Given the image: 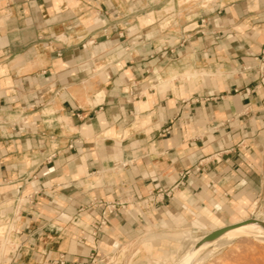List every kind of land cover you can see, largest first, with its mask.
<instances>
[{"label": "crops", "instance_id": "crops-1", "mask_svg": "<svg viewBox=\"0 0 264 264\" xmlns=\"http://www.w3.org/2000/svg\"><path fill=\"white\" fill-rule=\"evenodd\" d=\"M181 2L0 0L2 264H148L264 198V0Z\"/></svg>", "mask_w": 264, "mask_h": 264}, {"label": "rangeland", "instance_id": "rangeland-1", "mask_svg": "<svg viewBox=\"0 0 264 264\" xmlns=\"http://www.w3.org/2000/svg\"><path fill=\"white\" fill-rule=\"evenodd\" d=\"M181 1V4L178 5L176 8L175 5L172 4L171 7L167 8V11H172L176 13L182 9L184 11L188 10L194 12L196 11L197 7H200L201 5V0ZM234 215H236V217H234ZM237 217L240 219H238ZM250 218L264 220V198L260 200L256 199L254 203H252L247 208L239 205H236L234 208H231L230 216L228 215L227 219H225V223L216 214H213V216L207 218L208 223L215 227L213 230L210 231L204 232V230H192L189 228H177L163 233L156 231H148L145 239L146 244L144 243L143 246L147 248L148 251L152 254L154 253L153 262L148 264H178L185 253L184 251H186L185 249L188 248L186 247L188 246V244L186 243L187 241L185 242V239L187 237H191L192 239H199L204 235H207L212 231L218 229L223 224H227L229 222L231 224L235 221H241V219ZM12 220L13 221L11 222V228L9 226V228H5L4 224V228L2 232H0V264L4 262L7 254L12 252L13 250H16L19 247L15 239L17 234H15L16 219L14 215L12 216ZM215 224H219L220 226L216 227ZM185 232H190L192 235L188 234L183 236ZM161 239H164L165 243H161L160 245H156V247H153V244L159 243ZM244 240H247L250 243ZM251 243L254 244V246L257 245V247H259L258 249H256L257 251L255 250V248L257 247L254 248ZM241 244H243V246H240ZM249 245H252L251 247L253 249L250 248ZM259 249L262 251L264 250V241H261L255 236L247 235L246 237H236L230 239L227 243H220L219 246H217L216 248L214 246H209L199 255V257H197L198 259L204 257L203 260H197L196 258L195 264H248L249 260L252 258L251 251L256 252V254L255 252L252 253L253 256H259V254H262V251H260ZM246 259H248V261Z\"/></svg>", "mask_w": 264, "mask_h": 264}, {"label": "bare ground", "instance_id": "bare-ground-1", "mask_svg": "<svg viewBox=\"0 0 264 264\" xmlns=\"http://www.w3.org/2000/svg\"><path fill=\"white\" fill-rule=\"evenodd\" d=\"M254 219H256V218H254ZM246 220H248V219H243L241 221H235L232 224H228V225H224L222 227H219L218 229L223 228V227H227L229 225H236V226L231 227L229 230L225 231L222 235L216 237L215 239H213L211 241L201 243V241L204 239V237L206 235H204L203 237H201L199 239H192L191 237H187L185 239V242L187 241L186 243L188 244V246H186V247H188V248L185 249L186 251H184L185 253H184L181 261L178 264H195L196 258L199 257V255L205 249H207L209 246H214L216 248L217 246H219L220 243H227L232 238L246 237L247 235H251V236H255L256 238L260 239L261 241H264V228L261 225H259L258 223H254V222L246 223V222H244ZM257 220H260V219H257ZM261 221L264 222V220H261ZM188 241H190L191 243ZM244 241L248 242L247 240H244ZM248 243H250V242H248ZM252 245L254 246V244H252ZM252 245H249L250 248H252L251 247ZM240 246H243V244H241ZM249 246H248V248H249ZM255 247H257V245L254 246V248ZM258 248L259 247L255 248V250ZM260 251H262V250H260ZM254 252L255 251H251V255H252L251 257L252 258L249 260L248 264H264V253H263L264 250L261 252L262 253L261 255L259 254V256H257V255L253 256L252 253H254ZM255 254H256V252H255ZM203 258H200V259L203 260ZM200 259L197 258V260H200ZM246 260L248 261V259H246ZM238 263H240V262H238Z\"/></svg>", "mask_w": 264, "mask_h": 264}, {"label": "water", "instance_id": "water-1", "mask_svg": "<svg viewBox=\"0 0 264 264\" xmlns=\"http://www.w3.org/2000/svg\"><path fill=\"white\" fill-rule=\"evenodd\" d=\"M244 222H246V223H251V222L258 223L259 225H261L264 228V222L261 220L251 218V219H248ZM233 226H236V225H229L227 227H223V228L217 229L215 231H212L211 233H209L208 235H206L204 237V239L201 241V243L215 239L216 237L222 235L225 231L229 230Z\"/></svg>", "mask_w": 264, "mask_h": 264}, {"label": "built area", "instance_id": "built-area-1", "mask_svg": "<svg viewBox=\"0 0 264 264\" xmlns=\"http://www.w3.org/2000/svg\"><path fill=\"white\" fill-rule=\"evenodd\" d=\"M259 63H260L259 64L260 70L262 71V73H261L262 74L261 81L264 82V52H263V54H262V56L260 58V62ZM106 222H107V215H106V212H104L103 213V218H102L97 230L98 231L101 230L102 226L104 224H106Z\"/></svg>", "mask_w": 264, "mask_h": 264}]
</instances>
